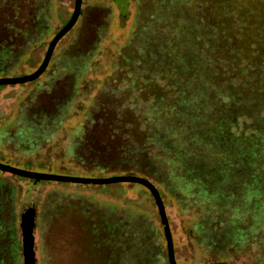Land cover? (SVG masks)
Returning <instances> with one entry per match:
<instances>
[{"label":"rangeland","instance_id":"374dc122","mask_svg":"<svg viewBox=\"0 0 264 264\" xmlns=\"http://www.w3.org/2000/svg\"><path fill=\"white\" fill-rule=\"evenodd\" d=\"M75 1L58 0L31 62L0 74L36 71ZM0 163L87 178L133 171L162 197L177 264H264V0H83L46 72L0 88ZM30 206L36 264H169L146 187L2 171L0 264H25Z\"/></svg>","mask_w":264,"mask_h":264},{"label":"water","instance_id":"95a60500","mask_svg":"<svg viewBox=\"0 0 264 264\" xmlns=\"http://www.w3.org/2000/svg\"><path fill=\"white\" fill-rule=\"evenodd\" d=\"M82 5H83V0L75 1V9L71 19L51 41L43 63L34 73L22 77L0 78V86L26 84L40 78L48 68L58 43L77 24L79 17L81 15ZM0 171L5 173H10L12 175L20 176L23 178L32 179L35 182L55 181L62 183H73V184H84V185H109V184H118V183H130V184H140L146 187L154 197L159 210V215L161 218V222L163 225V229L167 241L169 264H177L175 258L173 236H172L168 216L166 213L165 205L158 189L149 180L133 175L115 176L108 178H87V177L54 175V174L22 170L2 163H0ZM34 213H35L34 207L30 206V207H26L22 214V231H23V240H24L25 264H36L35 252H34V236H33V231L35 226ZM211 264H226V263H211Z\"/></svg>","mask_w":264,"mask_h":264},{"label":"trees","instance_id":"16d2710c","mask_svg":"<svg viewBox=\"0 0 264 264\" xmlns=\"http://www.w3.org/2000/svg\"><path fill=\"white\" fill-rule=\"evenodd\" d=\"M57 2L58 0H0V69L5 62H14L21 59V61L24 59L25 61L31 59L29 60L30 62L33 60V56L32 54H28V50L32 45L37 47L40 46L41 43L45 42L46 37L38 40L36 39L41 34V32L44 31L45 19L47 20L52 18L55 13H61L57 7ZM71 17L72 14L68 18L62 19V27L54 33L52 37L53 39L57 33L69 22ZM52 38L51 41L53 40ZM243 71L247 76L249 75L247 67L244 68ZM219 74L215 76V81L217 84H220L221 82ZM232 74H234V76H239L241 75V72H234ZM246 75L241 77V82L245 83V87L250 84L248 82H244L245 79L248 78ZM0 78H6L5 74H0ZM238 85H236V87ZM4 86L5 85H1L0 88ZM216 89L219 90L220 87L217 86ZM250 95H252V99L256 97V95L251 93H247L246 97H249ZM223 97H225L224 94L221 95L220 98ZM258 98H256L255 101H257ZM131 172L128 173V175H131Z\"/></svg>","mask_w":264,"mask_h":264}]
</instances>
